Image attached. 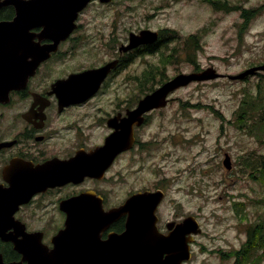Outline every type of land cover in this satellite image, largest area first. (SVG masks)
<instances>
[{
    "label": "rangeland",
    "instance_id": "1",
    "mask_svg": "<svg viewBox=\"0 0 264 264\" xmlns=\"http://www.w3.org/2000/svg\"><path fill=\"white\" fill-rule=\"evenodd\" d=\"M221 1H96L79 21L78 55L85 65L111 56L117 43H129L131 32H177L153 53L131 57L125 73L107 86L109 98L118 88L133 102L152 80L159 87L179 74L209 67L223 75L172 92L168 105L141 128L143 145L119 160L101 183L111 189L112 200L159 185L166 191L163 212L194 215L202 232L192 245V258L183 264H234L250 225L264 218L263 172L253 169L264 156V72L228 78L264 64V0ZM191 36L197 44L193 58L184 50ZM171 53L177 56L169 58ZM104 133L95 127L94 141ZM256 264H264V257Z\"/></svg>",
    "mask_w": 264,
    "mask_h": 264
},
{
    "label": "flooded vegetation",
    "instance_id": "2",
    "mask_svg": "<svg viewBox=\"0 0 264 264\" xmlns=\"http://www.w3.org/2000/svg\"><path fill=\"white\" fill-rule=\"evenodd\" d=\"M96 1L102 3L100 0H92L88 6ZM8 7L13 9L10 18L13 19L15 8ZM84 10L78 15L76 28L57 45L54 40L44 35L43 27H35L31 30L34 34L33 42L44 50L49 48L51 50L50 55L39 64L35 74L30 76L26 85L12 89L8 100L0 101V185L4 187H11L15 185V182L29 180L33 177H29L32 170L43 166L47 169L46 166H53L52 164L58 161L70 160L76 156L94 152L103 146L107 138L116 131V125L120 126L126 122L129 112L135 109L140 99L146 95H141L133 102H128L125 95L121 97L117 88L112 91L115 97L109 98L110 92L107 86L125 73L131 57L144 50L147 51L146 53H153L150 52L148 46L154 43L143 44L125 51L124 47L128 44L126 39L124 42L119 40L120 42L111 48L112 55L103 61L86 65L80 63L79 44L83 36L79 35L82 27L79 21ZM158 33L160 36V32ZM108 64H111L110 70L96 90L85 88L91 84L90 80L87 83L83 82L79 89L70 85L73 83L70 80L74 76ZM90 91L94 92L86 98H81ZM104 97L107 98L108 103L104 102ZM160 109L145 113L144 123L134 127L133 146L118 153L101 178L85 176L79 182L70 181L50 185L45 190L34 194L28 202L21 203L14 212L15 219L25 226L26 232L34 233L37 240L40 237L47 247H44L40 253H32L28 258H24L12 241H4L0 238V246L5 245L0 248V256L4 261L22 262V264H54V261L56 264H110L105 245L110 234H121L126 230L129 213L123 214L108 227H103L95 239L73 242L75 248L68 252L74 255L63 256L65 251L58 248L55 249L57 256L54 258L52 239L65 227L70 213L75 218L82 217L80 216L82 213H87L90 217L97 212L102 214L111 208L125 204L126 200L137 192L157 190L164 192V198L155 212L157 231L164 236L175 228L174 224L190 216L184 214L176 216L173 213L169 215L163 212L166 191L159 185L142 187L134 192L124 193L121 200H112L110 198L111 189L101 184L108 181L110 173L119 160L143 145L140 130ZM95 127L105 131L99 141H94ZM53 172V170L48 171L49 174ZM117 174L121 176L123 173ZM85 195L88 199L86 202L88 208L84 210L82 205L80 208H75L74 199ZM16 232L15 226L8 230V233L14 236Z\"/></svg>",
    "mask_w": 264,
    "mask_h": 264
},
{
    "label": "water",
    "instance_id": "3",
    "mask_svg": "<svg viewBox=\"0 0 264 264\" xmlns=\"http://www.w3.org/2000/svg\"><path fill=\"white\" fill-rule=\"evenodd\" d=\"M91 1L0 0V10L8 6L15 8L13 19L0 20V101L8 100L12 89L25 86L30 76L35 74L39 64L50 55V48L44 50L33 42L34 34L31 30L35 27H43L44 35L54 40L57 45L76 28L79 13ZM100 1L112 2V0ZM158 38L159 33L151 29H143L139 33L131 32L129 43L124 50L129 51L143 44L155 43ZM110 66L111 64H108L76 75L71 78L70 82L73 83L70 85L79 89L83 82L87 83L90 80L95 84L92 86L91 82L89 87L85 88L96 90L107 76ZM260 71L264 72V64L251 67L238 75H229L228 78L244 79ZM222 76L214 67L199 72L179 74L142 97L138 106L129 112L126 122L120 126L116 125V131L94 152L70 160L58 161L52 164L53 166H46L48 170L45 166L32 170L29 176H33L32 178L15 182L14 186L0 185V238L4 241H12L24 258H28L32 253H40L47 246L40 237L37 240L34 233L26 232L25 226L14 217V212L21 203L28 202L34 194L50 185L79 182L85 176L101 178L117 154L133 146L134 127L144 123L145 113L166 107L170 101L169 95L182 86L194 81L214 80ZM93 92L85 93L81 98H86ZM224 165L228 170L232 168V160L228 153ZM49 170H53V174H49ZM163 198L164 192L161 190L137 192L132 194L125 204L102 214L97 212L90 217L87 213H82L80 214L82 217L75 218L70 213L65 227L52 239L53 249H63L65 251L63 256L74 255L68 252L75 248L73 242L95 239L103 227H108L123 214L129 213L126 230L121 234H110L105 245L110 264H183L192 258V245L196 241V236L202 232V228L197 218L190 215L182 222L174 224L175 228L168 235L158 233L155 212ZM87 201L86 195L78 196L73 204L75 208H80L82 205L86 210ZM12 226L16 227L15 236L8 233ZM54 250L52 256L55 258L57 252ZM0 264H22V262L8 263L0 256Z\"/></svg>",
    "mask_w": 264,
    "mask_h": 264
},
{
    "label": "trees",
    "instance_id": "4",
    "mask_svg": "<svg viewBox=\"0 0 264 264\" xmlns=\"http://www.w3.org/2000/svg\"><path fill=\"white\" fill-rule=\"evenodd\" d=\"M223 1L225 2L226 0ZM12 14H13L12 7H4L0 10V20L10 19L12 17ZM176 37H177V32L174 30L162 31L160 33L157 42L152 45H149L148 48L150 52H154L155 50H157L159 46L168 42L167 38L173 40ZM184 44H185V48H184L185 52L189 55V57L193 58L196 51L195 48L197 46L195 37L191 36L187 38V43ZM142 52L146 53L147 51L144 50ZM173 56H177V55H174L173 53L168 55L169 58ZM149 80L151 81L152 78H150ZM155 88L156 85L154 84V80H152L151 85L148 86L145 85L142 87L141 93L142 95H145L153 91ZM240 116L241 117L239 118H242V115ZM260 118L261 120L263 119L262 122H264V116L261 115ZM258 162H259L258 165L254 166L253 169L254 171L263 172V174L261 175L264 177V156H260V160ZM247 232H248V239L243 244V247L235 252L234 264H256L260 257H264V218L252 223L249 229L247 230ZM2 247H5V245L2 244L0 248Z\"/></svg>",
    "mask_w": 264,
    "mask_h": 264
}]
</instances>
